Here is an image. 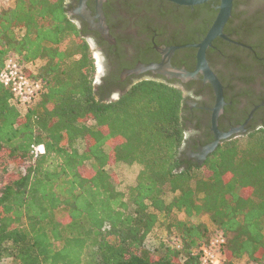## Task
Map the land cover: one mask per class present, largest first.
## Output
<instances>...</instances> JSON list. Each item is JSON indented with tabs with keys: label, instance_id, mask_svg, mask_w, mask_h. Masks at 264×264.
Wrapping results in <instances>:
<instances>
[{
	"label": "trees",
	"instance_id": "1",
	"mask_svg": "<svg viewBox=\"0 0 264 264\" xmlns=\"http://www.w3.org/2000/svg\"><path fill=\"white\" fill-rule=\"evenodd\" d=\"M155 1L180 9L187 26L180 43L206 33L220 2ZM247 1L233 0L223 31L241 41L255 31L264 47V7L248 16L238 9ZM71 4L15 0L0 9V69L10 55L23 65L42 61L31 74L42 91L23 111L0 83V169L18 159L0 187V264H195V249L212 234L193 220L201 215L227 237L224 264H264V123L221 139L203 162L188 158L196 144L182 87L127 80L110 99L120 70L96 83V59ZM32 145L44 151L34 156ZM117 162L140 166L127 196L110 168ZM160 219L181 249L145 246Z\"/></svg>",
	"mask_w": 264,
	"mask_h": 264
},
{
	"label": "flooded vegetation",
	"instance_id": "2",
	"mask_svg": "<svg viewBox=\"0 0 264 264\" xmlns=\"http://www.w3.org/2000/svg\"><path fill=\"white\" fill-rule=\"evenodd\" d=\"M78 2L79 0H67V3H72L69 12L78 6ZM257 6L264 7L260 0L238 3V9H250L246 13L248 16L256 11ZM85 7L93 22L98 23L95 0H86ZM101 10L112 40L106 39L97 27L91 26L86 17L70 14L85 30L91 49L99 53L100 81L108 73L116 74L120 70L117 82L113 83L115 88L112 92L118 96L127 80L135 82L144 78H165L177 81L176 84L183 89L184 101L189 109L188 136H193L196 144L195 150L189 147L186 154L188 158L196 159L193 154L189 155L190 152L198 154L201 146L214 140L210 109L215 102L212 85L204 81L200 73L196 78L185 80L179 77L169 78L150 70L125 76L122 74L125 70L133 69L140 64L159 63L163 57L162 49L199 42L205 34L196 32V38L199 40L180 43L187 32L180 9L165 7L155 0H104ZM259 21L263 24L264 16L260 17ZM225 34L233 41L215 37L213 41L216 38L219 40L216 44L212 41L206 49L208 65L221 81L225 101L223 110L217 118V128L220 131H227L243 124L246 131L252 125L264 123V57L257 54V52L264 54V47L255 43L257 42L255 31L243 32V41L238 40L234 33ZM252 44L259 48H253ZM196 54L195 47L175 49L170 56V64L193 71L197 62ZM192 125L196 126L192 128ZM210 136L211 140L208 138Z\"/></svg>",
	"mask_w": 264,
	"mask_h": 264
},
{
	"label": "water",
	"instance_id": "3",
	"mask_svg": "<svg viewBox=\"0 0 264 264\" xmlns=\"http://www.w3.org/2000/svg\"><path fill=\"white\" fill-rule=\"evenodd\" d=\"M104 0H95L96 2V10H97V16L99 18L98 23L93 22V18L89 15L88 10L85 7L86 0H79L78 6L74 8L72 11L69 12V14H80L84 17H86L90 21V25L93 27H97L103 36L108 39L112 40L111 36L108 33V28L105 24L104 17L102 15V2ZM170 2H173L178 5H185L193 7L195 5L204 3L209 0H167ZM217 9V13L208 27V30L206 31L203 38L196 43H190L185 45H175V46H169L164 49H162L163 57L161 62L159 63H151L148 65H138L137 67L125 70L122 74V76H125L129 73H139L140 71L144 70H150L153 73H160L162 75H165L166 77L172 78V77H179L182 80H185L187 78H196L197 74H202V78L204 81L209 82L212 85L214 95H215V102L214 105L210 108L211 109V129L214 132V140H212L209 143H206L205 145L200 147V152L197 153H191L189 155H194L197 159V161L203 162L205 157L209 152L214 150V148L219 144L221 139L228 138L232 136L233 134H238L245 131L244 125H238L237 127H232L227 131H220L217 128V118L219 114L223 110V105L225 103L224 96H223V88L221 81L218 79L216 74L213 72V70L208 65L207 59H206V49L208 46L212 44V41L215 37H221L223 39H226L228 41H233L230 39L224 32L223 28L225 23L228 21L233 7V0H220L219 4L215 6ZM239 44V43H238ZM182 47H195L197 49V62L196 67L193 71H187L184 68H177L175 66H172L170 64V56L175 51V49L182 48ZM96 64H97V71L101 69V65L99 64V53H96L94 56ZM96 73V83L100 82V76ZM118 97L117 93H114L111 95L110 99H115ZM251 115V114H250Z\"/></svg>",
	"mask_w": 264,
	"mask_h": 264
},
{
	"label": "built area",
	"instance_id": "4",
	"mask_svg": "<svg viewBox=\"0 0 264 264\" xmlns=\"http://www.w3.org/2000/svg\"><path fill=\"white\" fill-rule=\"evenodd\" d=\"M13 1L15 0H0V9L12 6ZM0 83L10 91L9 103L18 105L20 111H23L26 105L33 104L42 91L41 81L33 78L24 65L20 64L13 55L7 57L3 67L0 69ZM31 147V152L34 156L44 151L42 145H32ZM171 233L166 238H163L162 241L171 244L176 249H181V243L175 235V231L173 230ZM211 233L210 238L195 249L194 252L198 255V261L195 264H224L227 237L215 228H213ZM151 235L152 231L147 234L144 240V244L148 249L154 248V246L149 245ZM181 260L183 261V259ZM240 264L251 263L243 261Z\"/></svg>",
	"mask_w": 264,
	"mask_h": 264
},
{
	"label": "rangeland",
	"instance_id": "5",
	"mask_svg": "<svg viewBox=\"0 0 264 264\" xmlns=\"http://www.w3.org/2000/svg\"><path fill=\"white\" fill-rule=\"evenodd\" d=\"M96 53H97V51H95V49H93V55L94 56L96 55ZM16 159L17 158H15V160L12 162V164H14V165L11 164V166H9V168H8L9 172L16 169V168L18 169V167L15 166V165H17ZM0 163H1V160H0ZM139 167L140 166L136 163L126 164L123 162L112 163L110 166V168L113 172L115 181L119 183V189L125 194V196H127L129 187L134 183V180H135L136 174L139 170ZM0 168H1V164H0ZM80 170L83 173H88L91 171L87 167H81ZM8 171L3 172L0 169V187L4 182H6L9 179H11L12 177H14V173L9 175ZM193 220L203 221L208 226V229L210 232L214 228V225L212 224V222L209 220V218L206 215H201L197 218H193ZM166 224H167L166 221H164L163 219H160L158 221L157 225L154 227V230H152L151 238H149L150 239V241H149L150 246H154V247L157 246L162 241L163 238H166L173 231V229L171 230V228L168 229ZM236 260H235V264H238ZM2 264H10V260L4 259V260H2Z\"/></svg>",
	"mask_w": 264,
	"mask_h": 264
},
{
	"label": "crops",
	"instance_id": "6",
	"mask_svg": "<svg viewBox=\"0 0 264 264\" xmlns=\"http://www.w3.org/2000/svg\"><path fill=\"white\" fill-rule=\"evenodd\" d=\"M14 4V1L12 3V6ZM42 64V61L40 59H36L32 62H29V63H26L24 64V67L25 69H27V71L30 73V74H35L37 69L39 68V66ZM245 260V258L243 259H237V263L240 264L242 263L243 261Z\"/></svg>",
	"mask_w": 264,
	"mask_h": 264
}]
</instances>
